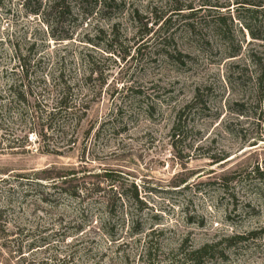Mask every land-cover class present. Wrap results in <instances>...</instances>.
Listing matches in <instances>:
<instances>
[{
	"label": "rangeland",
	"instance_id": "1",
	"mask_svg": "<svg viewBox=\"0 0 264 264\" xmlns=\"http://www.w3.org/2000/svg\"><path fill=\"white\" fill-rule=\"evenodd\" d=\"M97 1L68 0L53 38L0 0V264H264V0ZM25 55L41 104L79 86L64 133L7 110ZM54 169L108 173L124 206L37 187Z\"/></svg>",
	"mask_w": 264,
	"mask_h": 264
},
{
	"label": "trees",
	"instance_id": "2",
	"mask_svg": "<svg viewBox=\"0 0 264 264\" xmlns=\"http://www.w3.org/2000/svg\"><path fill=\"white\" fill-rule=\"evenodd\" d=\"M76 1L80 3V5H83L85 1L90 0ZM30 2L35 3L36 5V7L31 10V13L35 16L43 15L44 23L51 30V37L55 38L56 36L54 35L53 31H55L56 27L59 26L61 19L65 18V16L68 14L70 15V13L72 12L68 0H25V6L28 7ZM44 2L48 3V7L43 10ZM100 2L104 5V7L106 5L109 7L108 3H111L110 5L114 3L116 4V0H98L96 4ZM248 5L253 6V4L251 3H249ZM259 7L263 8L264 5H259ZM68 39H70L69 33L64 37L57 39V41H64ZM30 58V55H25L20 56V58L18 59L19 68L21 70L19 74L20 78L13 80L12 84L10 85L9 93L12 100H9V104L6 106V108L9 112H11L12 105H18L19 108L14 113H17L16 115L18 117H23L24 115L20 113V105H32L30 106L32 109L27 113V115H29L30 117L28 122L34 127L40 126L42 132L50 131L51 134L59 135L67 126L69 116L77 107L74 102V97L75 90L78 89L79 86L77 84L73 85L71 82H68L64 79V75L60 74L57 78L52 79V86L55 87V90L53 91L55 93L54 98H50L51 100L49 99V101H51L50 103L43 102L41 104L40 101L32 98V82L33 80H37L40 82V84L46 85L48 80H45V78H31L30 71H32L31 69L33 66H31L32 62ZM201 98L202 96L200 97L197 95V104H202ZM31 131L33 130H30V133H32ZM178 135L180 134H178L177 126L172 137L175 139L178 137ZM82 171L85 172V168L82 169ZM256 172H259V170L256 169ZM78 174L79 172L75 170H43L36 173L35 178L36 180L46 182V184L36 183V186L39 188L49 187L54 191V193L76 201H84L85 199H89L86 193L91 192L90 198L97 196L103 199V207L106 210L107 219H112L116 213L115 206L117 202H120L121 207H123L125 200L123 199V195L121 193L114 191V189H116V186L114 182L109 180V174H95L94 177L98 179V181L96 182H86L82 180L83 178H78ZM105 184H107V187H105ZM134 190L135 193L133 199L137 202H140L137 187H134ZM41 195V200L43 202H49V198L53 197L49 193H43ZM39 264H48V262H41Z\"/></svg>",
	"mask_w": 264,
	"mask_h": 264
}]
</instances>
